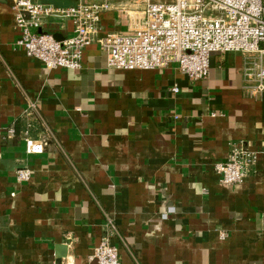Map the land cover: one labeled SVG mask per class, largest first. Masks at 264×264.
I'll return each instance as SVG.
<instances>
[{"label":"crops","instance_id":"obj_1","mask_svg":"<svg viewBox=\"0 0 264 264\" xmlns=\"http://www.w3.org/2000/svg\"><path fill=\"white\" fill-rule=\"evenodd\" d=\"M15 15L13 1L0 0V264H97L108 217L122 264H264V94H250L248 77L255 57L215 53L208 76L194 82L174 63L111 68L94 42L79 69H48L16 46ZM122 22L121 11L103 12L99 36ZM39 30L61 39L73 23L50 18ZM29 100L45 122L30 129L47 140L42 154L26 150ZM236 142L257 161L242 183L222 185L214 165ZM23 167L27 181L16 177Z\"/></svg>","mask_w":264,"mask_h":264},{"label":"built area","instance_id":"obj_2","mask_svg":"<svg viewBox=\"0 0 264 264\" xmlns=\"http://www.w3.org/2000/svg\"><path fill=\"white\" fill-rule=\"evenodd\" d=\"M15 21L20 30L16 46L30 57L39 59L48 69H79L85 49L97 42L107 54L111 68L149 70L177 64L191 81L206 78L215 53L240 51L252 54L248 77L252 96L264 94V0H74L55 6L50 0H12ZM117 10L123 14L122 29L100 37L101 15ZM50 18L70 20L73 35L58 38L39 29ZM39 30V31H38ZM178 92L179 88H172ZM28 125L26 150L42 154L47 140L33 137L32 121L44 125L35 101L25 110ZM16 133L8 129V136ZM257 153L243 142L233 143L227 160L215 163L214 170L222 185L242 183L252 171ZM28 167L19 168V181L31 178ZM170 207L162 214L167 218ZM107 233L95 247L91 260L97 264H122L113 237H119L114 220L108 217Z\"/></svg>","mask_w":264,"mask_h":264},{"label":"rangeland","instance_id":"obj_3","mask_svg":"<svg viewBox=\"0 0 264 264\" xmlns=\"http://www.w3.org/2000/svg\"><path fill=\"white\" fill-rule=\"evenodd\" d=\"M52 1H54L55 4H57V5H62L63 7H66V6L72 4V3H70V2L67 1V0H52ZM57 5H55V6H57Z\"/></svg>","mask_w":264,"mask_h":264}]
</instances>
